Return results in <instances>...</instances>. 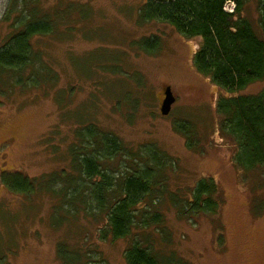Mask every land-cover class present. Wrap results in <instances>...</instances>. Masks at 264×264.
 I'll use <instances>...</instances> for the list:
<instances>
[{"label": "rangeland", "instance_id": "1", "mask_svg": "<svg viewBox=\"0 0 264 264\" xmlns=\"http://www.w3.org/2000/svg\"><path fill=\"white\" fill-rule=\"evenodd\" d=\"M16 1L0 0V46L23 28ZM145 1L40 0V17L58 25L53 33L32 38L34 54L58 79L18 85L6 78L0 84V264H62L60 243L88 253L87 264H127L135 231L102 241L104 218L82 214L58 225L56 205L63 199L38 181L71 170L77 131L92 123L136 150L154 144L163 158L172 156L177 165L162 173L170 189L192 188L204 177L217 183L224 200L216 215L180 218L167 198L162 202L164 224L148 230L157 250L188 264H264V167L245 172L236 166L237 142L220 130L217 112L221 96L258 94L264 79L236 94L217 87L194 66L202 38L189 39L166 22L139 21ZM233 3H227L228 10ZM35 6L24 10L32 13ZM242 15L263 34L258 0H250ZM154 36L161 38L159 54L137 46ZM166 86L176 100L164 116ZM184 121L197 133V150L175 130V123ZM17 173L37 179L35 189L9 190L3 177Z\"/></svg>", "mask_w": 264, "mask_h": 264}, {"label": "trees", "instance_id": "2", "mask_svg": "<svg viewBox=\"0 0 264 264\" xmlns=\"http://www.w3.org/2000/svg\"><path fill=\"white\" fill-rule=\"evenodd\" d=\"M230 1L235 4L233 12L226 9ZM249 1L146 0L140 8L139 21L166 22L189 39L201 37L202 43L194 57L195 68L210 77L217 87L236 94L264 79V0H258L262 35L242 15ZM34 2L37 6L32 7V13L24 10ZM39 2L17 0L15 3L23 11L17 22L23 28L0 46L1 85L6 78L18 85L26 82L38 85L43 79L53 82L58 79L51 67L42 69L40 56L34 54L32 38L51 34L58 25V21L40 17ZM4 18L8 20L9 16ZM137 44L150 55H157L161 50L158 36L145 37ZM31 67L33 73L27 74ZM217 112L221 115L220 130L237 142L236 166L245 172L263 168L264 89L254 95L221 96ZM184 122L175 123V130L188 138L190 149L197 150V133L189 122ZM76 138L70 149L71 170L65 168L38 180L43 190L63 199L56 205L55 213L60 211L55 217L58 225L71 217L78 219L80 214L95 220L104 218V226L99 229L102 241L110 237L127 238L136 232L125 252L127 264H188L182 258L157 250L156 240L148 230L164 224L160 205L166 198L180 218L196 221L201 216L218 214L224 197L215 180L204 177L192 188L173 190L169 188V178L162 173L177 163L172 156L163 158L154 151L157 150L154 144L142 145L136 150L93 123L79 129ZM3 182L14 192H31L37 185V179L20 173L4 175ZM58 253L62 264L88 263V253L69 249L66 243L59 244Z\"/></svg>", "mask_w": 264, "mask_h": 264}, {"label": "water", "instance_id": "3", "mask_svg": "<svg viewBox=\"0 0 264 264\" xmlns=\"http://www.w3.org/2000/svg\"><path fill=\"white\" fill-rule=\"evenodd\" d=\"M176 100V97L170 86H166L164 89V98L161 104V113L166 116L169 115L172 109V106Z\"/></svg>", "mask_w": 264, "mask_h": 264}, {"label": "built area", "instance_id": "4", "mask_svg": "<svg viewBox=\"0 0 264 264\" xmlns=\"http://www.w3.org/2000/svg\"><path fill=\"white\" fill-rule=\"evenodd\" d=\"M231 11L233 10V9H230Z\"/></svg>", "mask_w": 264, "mask_h": 264}, {"label": "flooded vegetation", "instance_id": "5", "mask_svg": "<svg viewBox=\"0 0 264 264\" xmlns=\"http://www.w3.org/2000/svg\"><path fill=\"white\" fill-rule=\"evenodd\" d=\"M162 98H164V96Z\"/></svg>", "mask_w": 264, "mask_h": 264}]
</instances>
